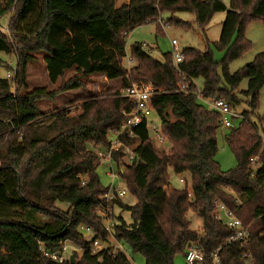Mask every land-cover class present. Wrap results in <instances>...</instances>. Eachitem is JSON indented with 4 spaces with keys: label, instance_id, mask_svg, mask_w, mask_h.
I'll list each match as a JSON object with an SVG mask.
<instances>
[{
    "label": "trees",
    "instance_id": "obj_1",
    "mask_svg": "<svg viewBox=\"0 0 264 264\" xmlns=\"http://www.w3.org/2000/svg\"><path fill=\"white\" fill-rule=\"evenodd\" d=\"M11 10L9 37L0 33V53L16 57L14 78L0 79V264H130L121 252L92 255V243L79 227H89L99 240L107 236L96 210L108 186L100 182L94 151L108 148L121 113L129 112L132 103L113 90L46 113L37 106L83 89L82 80L92 75L119 80L120 89L149 84L150 103L168 142L167 152L155 149L144 125L133 130L132 139H121L134 146V160L121 176L136 202L115 204L121 211L115 215L114 240L140 254L144 264H175L174 257L183 258L191 243L206 255L221 248L220 264H264V139L257 127L264 117L256 114L264 49L246 66L228 72V64L249 48L247 23L264 20V0H8L0 17ZM162 12L170 13L166 25L183 29L191 25L174 14L191 13L201 30L213 14L225 13L215 44L224 51L222 60L215 61L208 46L185 48L175 67L171 53L157 61L134 43L129 51L134 64L125 69L127 35L146 25L161 32ZM39 52L50 85L72 73L55 91L27 90V65ZM243 80L247 87L240 94L247 110L225 136L236 165L222 171L215 161L220 115L201 105L196 93L234 108L241 103L235 91ZM168 171L187 174L189 190H169ZM215 201L248 228L246 245L224 246L232 231L214 219ZM122 211L130 214L131 224H125ZM188 211L201 220L198 232L190 229ZM38 242L49 251L71 245L81 255L73 250V263L69 258L55 263L39 256Z\"/></svg>",
    "mask_w": 264,
    "mask_h": 264
},
{
    "label": "rangeland",
    "instance_id": "obj_2",
    "mask_svg": "<svg viewBox=\"0 0 264 264\" xmlns=\"http://www.w3.org/2000/svg\"><path fill=\"white\" fill-rule=\"evenodd\" d=\"M6 1H0V11L5 7ZM117 4H120L123 0H116ZM225 3L227 0H224ZM13 9V6H12ZM13 10L8 14L0 17V33L5 37H9L8 23L12 15ZM170 17V13L162 12L160 13V22L158 24L161 28V32H156L154 25L141 26L129 33L125 39V58L122 61V66L125 69L133 66L134 62L128 66L127 62L130 59V46L134 43H140L147 50L150 56L157 60H162V55L166 53H172V48L170 42L172 40L176 41L178 48L182 51L185 48H196L203 51L206 46L212 51L214 60L220 62L224 56V51L218 50L216 47V42L219 39L221 22L225 17V13L219 12L213 14L207 26L201 30L195 24L194 15L191 13H177L174 14V18L181 20L183 22L189 23L191 26L189 29H183L181 27H175L173 25H166L165 22ZM244 38L249 43V48L244 51L241 56L228 64V72L234 73L242 67L246 66L254 57L263 51L264 49V20H251L247 23ZM34 60L27 65L26 69V86L27 90L30 91L37 87H46L48 91H55L62 83L66 82L72 73H66L62 81L57 82L55 85H50L48 83L47 74L45 71V66L43 63V54L34 53ZM16 64L15 54H5L0 53V79H5L7 72L13 74L14 78V67ZM85 84L83 89L76 91L66 92L56 96L54 100H41L37 102V106L40 111L46 113L50 112L56 107L67 104L75 99H87L90 97H100L105 95L109 91L118 90L120 93V82L119 80L109 81L100 75H92L88 78L82 80ZM247 87V81L243 80L239 87L235 91V96L241 101V103L234 108L231 107V111L234 113H240L247 110L246 105L242 100L240 92L244 91ZM13 91V88L11 89ZM200 104L206 107L203 101ZM256 114L260 117H264V86L262 87L258 96V109ZM152 121L156 123V119L152 116ZM252 121H255L252 118ZM239 119H234L232 122V127H237L239 124ZM256 122V121H255ZM260 136L264 139V121L261 124H257ZM229 129L225 127H220L216 134L217 140V154L215 156V161L220 166L222 171H227L235 167L236 160L229 150L226 142L225 136L228 134ZM153 147L159 151H168V144L165 146L153 145ZM106 168L98 167L97 174L99 176L101 184L106 187L110 180L106 177ZM169 176V187L176 190H189L190 180L187 174L175 175L173 172L168 171ZM121 186V185H120ZM124 205L133 206L136 202L134 196L127 194L121 201ZM58 208L65 210L66 207L63 205H58ZM121 210L115 207L114 213L117 216ZM121 218L125 224H131L130 214L126 211H122ZM186 218L190 223V229L192 231L198 232L201 228L200 218L194 214L192 211H188ZM75 251L78 256L81 255V251L73 249L71 245H67V253L70 255L71 251ZM124 255L129 260L130 264H144V259L140 254H134L128 250L127 247L123 246ZM175 264H185L184 259L181 256L174 257Z\"/></svg>",
    "mask_w": 264,
    "mask_h": 264
},
{
    "label": "built area",
    "instance_id": "obj_3",
    "mask_svg": "<svg viewBox=\"0 0 264 264\" xmlns=\"http://www.w3.org/2000/svg\"><path fill=\"white\" fill-rule=\"evenodd\" d=\"M172 48V62L176 67L183 59L182 52L178 48L176 41L170 42ZM133 62L129 59L127 64L131 65ZM7 80L13 79L12 72H7ZM153 92L152 87L143 82L130 83L128 86L120 90V97L127 99L133 105L129 112L123 111L122 121L117 133L109 137V146L104 150H95V156L99 167L106 168V177L110 180L108 191L99 197L100 205L96 210V214L102 220V227L107 234L104 240L97 239V234L89 227L80 226L79 231L86 237L87 242L92 243L90 253L96 255L101 251L109 250L111 253L121 252L124 254L121 243L114 240L112 235L115 226V204L122 201L127 195L123 186L122 173L125 166L129 165L134 160V146L125 144L121 139L127 137L132 139L134 137L133 130L141 125H144L147 131L148 138L152 145L165 146L167 138L163 133L159 121L156 118L152 105L150 103V96ZM197 101H203L208 111H214L220 115V125L225 128H232L234 119H243L240 113L231 111L229 104L221 99L210 100L201 96L199 91L196 93ZM152 116L155 117L156 123L152 121ZM114 156L115 157L114 159ZM256 161V157L251 158V164ZM85 182H81L84 185ZM121 185V186H120ZM215 214L214 219L220 221L222 225L229 228L232 233L225 240L224 246L234 244L246 245L248 237V228L244 226L239 220L235 219L233 214L228 211L222 204L217 201L214 202ZM38 253L41 258L49 259L55 263H62L67 260L70 255L67 253V245L64 244L61 248L55 251H49L43 247L41 243H37ZM221 248H218L210 255H206L197 245L191 243L185 250L184 263L185 264H201L206 259H210L212 264H220L218 254Z\"/></svg>",
    "mask_w": 264,
    "mask_h": 264
},
{
    "label": "water",
    "instance_id": "obj_4",
    "mask_svg": "<svg viewBox=\"0 0 264 264\" xmlns=\"http://www.w3.org/2000/svg\"><path fill=\"white\" fill-rule=\"evenodd\" d=\"M69 261H70V263H73L74 262V259H73L72 256L69 257Z\"/></svg>",
    "mask_w": 264,
    "mask_h": 264
},
{
    "label": "crops",
    "instance_id": "obj_5",
    "mask_svg": "<svg viewBox=\"0 0 264 264\" xmlns=\"http://www.w3.org/2000/svg\"><path fill=\"white\" fill-rule=\"evenodd\" d=\"M100 76H102V75H100ZM102 77L105 78L104 76H102ZM105 79H106V78H105ZM106 80H107V79H106ZM109 81H110V80H109ZM111 81H115V80H111ZM170 189H172V188L169 187V190H170Z\"/></svg>",
    "mask_w": 264,
    "mask_h": 264
}]
</instances>
